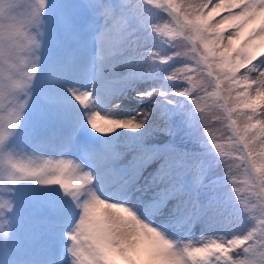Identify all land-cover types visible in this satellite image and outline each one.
Returning <instances> with one entry per match:
<instances>
[{"label": "rangeland", "instance_id": "rangeland-1", "mask_svg": "<svg viewBox=\"0 0 264 264\" xmlns=\"http://www.w3.org/2000/svg\"><path fill=\"white\" fill-rule=\"evenodd\" d=\"M37 1L47 17L36 24L70 37L73 45L65 50L52 41L30 45L14 66L16 92L29 88L32 95L20 99L17 94V111L3 119L5 129H0V209L11 213L13 225L0 220V264H228L222 248L209 243L197 227L179 226L172 208L161 203L150 172H157V161L143 175H132L134 155L128 145L135 147L134 133L142 129L155 88L122 77V51L110 49L105 38L107 0ZM132 4L136 20L141 11L150 15L152 27L142 36L167 42V48L149 49L143 57L157 60L168 54L170 71L208 90L213 84L198 61L203 59L211 75L223 77L219 94L236 98L235 83L225 70L264 51V0H208L195 19L180 9L183 36L155 0ZM35 8L31 0H0V17L20 19ZM131 11L125 9L133 17ZM6 22L0 26L11 28L12 22ZM202 99L207 100L195 106L196 123L188 127L190 121L181 120L185 134L202 141L212 137L207 141L228 151L213 170L226 173L228 185L239 192L244 180L249 183V173L229 142L232 132L218 103ZM237 119L245 121L243 112ZM70 141L72 149L54 163L53 154Z\"/></svg>", "mask_w": 264, "mask_h": 264}, {"label": "trees", "instance_id": "trees-1", "mask_svg": "<svg viewBox=\"0 0 264 264\" xmlns=\"http://www.w3.org/2000/svg\"><path fill=\"white\" fill-rule=\"evenodd\" d=\"M206 0H178L174 5L190 18H196L199 10ZM121 0L116 5L117 14L125 13V9L133 10L135 33L141 34L152 27L150 15L144 17V12L135 14L137 6L132 0L126 4ZM156 9V8H155ZM35 31L27 27V34ZM29 35V34H28ZM6 48L0 53L5 60H16L21 54V47H11L4 44L0 38V48ZM140 49H152L160 51L163 48L159 40L151 35V38L124 46L127 55H139ZM173 60H151L149 58L128 61L127 75H139L141 71L156 72L158 76L153 78L152 86L155 90L151 93L152 106L143 118L142 129L134 133L133 141L154 143L164 140H177L174 147L164 150L157 162V176L160 179V193L166 194L184 184L181 192H175L171 201L173 208L180 210V215H188V220L199 229V233L209 243L222 248L229 256L230 264H264V53L253 60L248 66L236 73L229 72L235 83L233 98H225V106L218 101L217 109L223 112L227 126L235 138L239 137L245 146L249 163L257 173L259 190L256 182L249 176V183L244 180L238 186L239 192L228 185L226 173L218 174L213 167L216 162L224 158L228 151L219 148L217 143L203 140L195 134H185L187 126L181 120L196 123L198 112L195 106L212 98L213 89H206L203 85L193 86L183 73L170 71L168 65ZM200 62V61H199ZM201 63V62H200ZM201 68H203L202 64ZM159 68V69H158ZM158 69V70H157ZM9 67L0 61V103L7 104L12 98L10 91ZM142 75V74H140ZM221 83L223 77H217ZM210 90V92H209ZM235 95V96H234ZM213 99V98H212ZM12 100V99H11ZM11 103H9L10 106ZM243 112L245 121L238 123L237 115ZM231 118L235 124L234 130L227 121ZM173 119H175L173 121ZM184 130L183 132L180 130ZM152 134L154 136H149ZM160 138V140H155ZM230 138V137H228ZM236 156L244 164L242 154L236 149ZM198 179V181H196ZM195 184L193 190L200 191L202 195L197 197L196 210H186L192 201L193 193L189 189ZM249 185V186H248ZM4 214L0 213V216ZM245 252H250L248 257ZM228 263V264H229Z\"/></svg>", "mask_w": 264, "mask_h": 264}, {"label": "bare ground", "instance_id": "bare-ground-1", "mask_svg": "<svg viewBox=\"0 0 264 264\" xmlns=\"http://www.w3.org/2000/svg\"><path fill=\"white\" fill-rule=\"evenodd\" d=\"M260 33H262V34H264V30H262V32H260ZM66 155H67V153H61V154H57V155H55V154H53V161H54V163H56V162H58L62 157H66ZM78 159V158H77ZM78 163V162H77ZM88 163H91V159L89 158L88 159ZM79 164V163H78ZM167 230V229H166Z\"/></svg>", "mask_w": 264, "mask_h": 264}]
</instances>
